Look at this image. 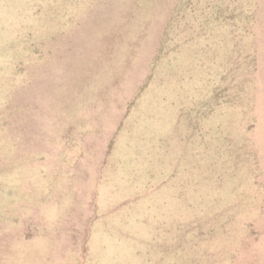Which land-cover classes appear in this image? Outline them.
<instances>
[{"label": "rangeland", "instance_id": "1", "mask_svg": "<svg viewBox=\"0 0 264 264\" xmlns=\"http://www.w3.org/2000/svg\"><path fill=\"white\" fill-rule=\"evenodd\" d=\"M0 264H264V0H0Z\"/></svg>", "mask_w": 264, "mask_h": 264}]
</instances>
